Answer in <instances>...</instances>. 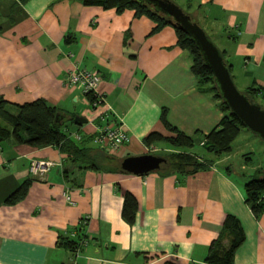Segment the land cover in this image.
<instances>
[{
    "label": "crops",
    "instance_id": "0c3cea01",
    "mask_svg": "<svg viewBox=\"0 0 264 264\" xmlns=\"http://www.w3.org/2000/svg\"><path fill=\"white\" fill-rule=\"evenodd\" d=\"M176 1L221 40L234 83L243 92L258 88L257 97L264 99V0ZM156 27L133 9L119 12L82 0H0V98L15 105L43 100L83 117L81 125L66 122L64 131L100 159L168 155L173 149L166 140L144 142L153 132L175 136L162 123L164 113L172 128L192 137L210 133L223 112L199 89L174 28L153 33ZM73 67L100 74L99 91L112 110L104 121L105 108H91L81 89L68 84ZM104 123H122L127 132L128 141L112 155L93 143ZM0 125L10 129L4 121ZM208 158L212 166L194 174L140 176L109 165L78 167L54 146L0 142V264H205L228 214L245 233L233 264H264V214L256 217L246 204L247 181L227 165L230 158ZM36 161L53 164L42 178L29 172ZM28 180L24 196L6 204ZM125 192L137 202L133 224L121 216ZM75 229L89 236L77 254L63 244L78 239Z\"/></svg>",
    "mask_w": 264,
    "mask_h": 264
},
{
    "label": "trees",
    "instance_id": "16d2710c",
    "mask_svg": "<svg viewBox=\"0 0 264 264\" xmlns=\"http://www.w3.org/2000/svg\"><path fill=\"white\" fill-rule=\"evenodd\" d=\"M82 2L85 5L100 6L105 9L114 8L119 12L133 9L137 16H146L157 24L153 33L165 26L173 27L177 35L178 46L187 51L190 56L191 71L198 81L199 89L203 93L211 94L219 102L223 117L219 124L206 135L186 136L168 124L165 113L162 115L164 126L176 133L174 137L164 139L159 133L153 132L144 139V142L148 146L153 142L166 140L173 149V152L168 155H156L166 159L165 164L156 172L165 174L178 173L181 175L194 174L199 171L208 170L212 166L213 160L209 159L208 156L217 159L229 154L232 151L233 142L239 136L242 129L247 128L231 113L230 109L221 99L213 74L205 65L201 53L193 40L181 31L171 18L163 15L160 11H156L153 4L147 3L146 0H82ZM221 54L224 57L222 51ZM225 64L231 72V66L226 61ZM258 90V88H249L243 93L251 101L255 102L254 99L257 96ZM56 116H58L57 120ZM73 117L48 106L43 100L15 105L7 103L0 98V118L10 126V129H8L0 125V142L11 138L16 143L27 144L33 148L54 146L62 153L67 154L72 159L71 163L78 167L103 170V168L107 169L106 165H109L108 168H111L110 170L129 174L121 171V162L113 161V157L103 155L102 159H100L97 155L92 154L91 150L80 148L77 142L70 138L69 132L64 131V128L66 122L70 125L73 124ZM195 148L199 149V151H194ZM103 159H106V161H100ZM115 163L118 164L116 168L112 169ZM65 170L67 171L65 168L63 173L67 174ZM256 174L254 178L244 184L243 191L246 204L250 207L252 213L256 217H259L264 214V169L261 171L257 170ZM29 184L30 180L22 183L8 197L6 204H13L20 200L26 193ZM67 188H69L67 190L73 189L69 186ZM136 212V199L128 192L123 193L122 219L128 224H133ZM82 223L85 225L86 220L83 219ZM75 231L80 234L78 239L64 241L63 243L73 254H77V251L79 252L82 248L83 243L89 241V236L82 229V232L79 229H75ZM225 240H228L227 246L224 245ZM244 241L245 233L239 219L234 215H226L218 238L208 248L204 263L233 264L236 251ZM168 264L175 263L168 262Z\"/></svg>",
    "mask_w": 264,
    "mask_h": 264
},
{
    "label": "water",
    "instance_id": "95a60500",
    "mask_svg": "<svg viewBox=\"0 0 264 264\" xmlns=\"http://www.w3.org/2000/svg\"><path fill=\"white\" fill-rule=\"evenodd\" d=\"M156 11L172 19L174 24L186 33L199 49L205 65L211 70L221 99L241 123L264 143V109L240 92L225 64L221 51L198 23L169 0H146ZM58 116H56L57 120ZM86 119L73 117V123L83 124ZM166 159L152 154L129 156L121 161V171L132 175H147L156 172L165 164Z\"/></svg>",
    "mask_w": 264,
    "mask_h": 264
},
{
    "label": "built area",
    "instance_id": "2783aa9c",
    "mask_svg": "<svg viewBox=\"0 0 264 264\" xmlns=\"http://www.w3.org/2000/svg\"><path fill=\"white\" fill-rule=\"evenodd\" d=\"M67 81L71 87H78L81 89L82 93L88 99V103L91 108L94 109L99 106H103L105 108L104 117H100L102 121H104L108 114L112 113L111 107L106 104L103 95H101L99 91L101 76L97 70H83L73 67V69L67 73ZM75 137L80 139L78 135H75ZM127 141V132L122 123L113 126L104 123L97 129L93 138V143L104 149L110 155L116 153ZM52 166L53 164L48 161L32 162L29 167V172L34 177L42 178L49 172ZM69 194L70 193H66L65 199L71 204L73 202ZM86 243L87 242H84L83 245Z\"/></svg>",
    "mask_w": 264,
    "mask_h": 264
},
{
    "label": "rangeland",
    "instance_id": "374dc122",
    "mask_svg": "<svg viewBox=\"0 0 264 264\" xmlns=\"http://www.w3.org/2000/svg\"><path fill=\"white\" fill-rule=\"evenodd\" d=\"M171 1L180 9L185 8V6L178 1ZM200 25L199 26L204 30L211 42L220 50L221 40L216 36H212L202 24ZM235 85L240 92H243L244 89L241 83L236 82ZM254 101L261 107L263 106L262 108L264 109V99L262 96H256ZM2 122L3 120L0 118V123ZM194 151L198 152L199 149L195 148ZM222 157L230 158L227 165L230 166L233 171L237 172L239 178H245V180L248 181L257 175V170L261 171L264 169V143L252 132L243 128L238 138L233 143L232 153L223 155Z\"/></svg>",
    "mask_w": 264,
    "mask_h": 264
}]
</instances>
